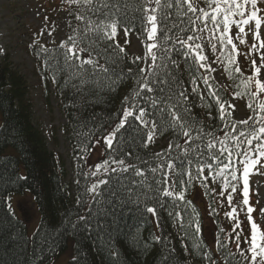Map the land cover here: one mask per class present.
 <instances>
[{
  "label": "trees",
  "instance_id": "trees-1",
  "mask_svg": "<svg viewBox=\"0 0 264 264\" xmlns=\"http://www.w3.org/2000/svg\"><path fill=\"white\" fill-rule=\"evenodd\" d=\"M235 1L199 0L196 10L188 0L62 3L67 39L43 56L37 49V74L53 80L66 117L74 201L63 161L33 123L27 82L7 57L0 60V264H52L69 242V264H264L249 250L246 206L253 203H244L236 176L219 175L264 143V98L251 84L240 88L243 75L229 69L227 89L219 87L198 48L197 29L205 27L217 62L235 64L223 22L249 13ZM121 30L152 48L144 68L116 45ZM230 96L247 104V123L229 119ZM140 117L168 141L160 154ZM103 140L98 168L86 171L85 152ZM170 167L173 197L166 195ZM207 170L213 178L204 181ZM27 192L40 216L32 229L12 198ZM251 221L264 246L263 226Z\"/></svg>",
  "mask_w": 264,
  "mask_h": 264
},
{
  "label": "rangeland",
  "instance_id": "rangeland-1",
  "mask_svg": "<svg viewBox=\"0 0 264 264\" xmlns=\"http://www.w3.org/2000/svg\"><path fill=\"white\" fill-rule=\"evenodd\" d=\"M64 0H0V60L5 57L13 67L17 68L29 86L28 94L33 104V123L45 134L48 149L61 158L66 171L65 184L71 188L74 201L75 163L66 134V118L61 110L60 101L53 93L45 97V90L40 84L42 79L36 72L37 62L35 51L37 48L44 51L45 48L62 46L67 37V17L61 7ZM194 10L199 9V0H188ZM236 8L242 5L241 0L235 1ZM242 6H247L251 15L243 26V32L233 33L229 41L234 53L235 66L225 61L217 62L213 53V41L210 32L205 27H198V48L200 59L209 77L221 88L227 89V71L236 75H243L245 79L240 88L246 89L251 84L256 92L264 98V0H244ZM258 11L260 13H258ZM242 33V34H241ZM237 34V35H235ZM242 35V38L239 37ZM118 47L123 48L140 62L144 68L147 55L152 53V48L137 37H127L124 31L119 32ZM241 54H244L246 62L242 63ZM43 56V53H40ZM220 60V59H219ZM220 61H223L221 59ZM250 72V74H249ZM245 76V77H244ZM45 88V85H43ZM247 104L235 96L228 100L229 119L236 124H245L249 121ZM142 126L148 130V141L151 149L160 154L168 145V141H159L155 135V129L144 117L139 119ZM105 141L95 142L83 156L84 169L94 173L100 160L104 157ZM263 153V152H262ZM7 155V152L5 153ZM166 185L168 195L176 191L173 179V169L167 170ZM251 181L246 180L249 191L252 193V201L256 207L254 216L264 228V168L253 172ZM204 181L210 176L203 173ZM209 181V180H208ZM224 195V192H222ZM13 204L19 210L25 211V219L31 220L29 229L38 226L40 216L34 208L33 198L30 193L17 197ZM74 258L72 242L65 252L52 264H69Z\"/></svg>",
  "mask_w": 264,
  "mask_h": 264
}]
</instances>
